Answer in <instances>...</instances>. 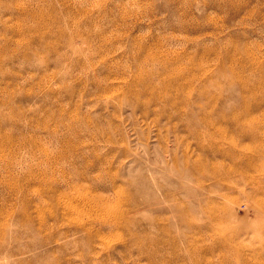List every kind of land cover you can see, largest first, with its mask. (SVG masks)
Here are the masks:
<instances>
[{
    "label": "rangeland",
    "instance_id": "374dc122",
    "mask_svg": "<svg viewBox=\"0 0 264 264\" xmlns=\"http://www.w3.org/2000/svg\"><path fill=\"white\" fill-rule=\"evenodd\" d=\"M0 264H264V0H0Z\"/></svg>",
    "mask_w": 264,
    "mask_h": 264
},
{
    "label": "bare ground",
    "instance_id": "6f19581e",
    "mask_svg": "<svg viewBox=\"0 0 264 264\" xmlns=\"http://www.w3.org/2000/svg\"><path fill=\"white\" fill-rule=\"evenodd\" d=\"M90 205V204H89ZM103 208V207H102Z\"/></svg>",
    "mask_w": 264,
    "mask_h": 264
}]
</instances>
